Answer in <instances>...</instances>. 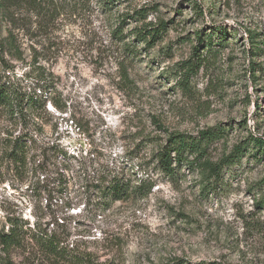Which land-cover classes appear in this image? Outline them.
<instances>
[{
    "label": "rangeland",
    "instance_id": "1",
    "mask_svg": "<svg viewBox=\"0 0 264 264\" xmlns=\"http://www.w3.org/2000/svg\"><path fill=\"white\" fill-rule=\"evenodd\" d=\"M191 1L0 0L10 79L48 82L30 125L0 109V222H63L65 249L52 258L26 234L12 264H264V146L249 136L264 139V0ZM142 26L158 30L150 47L128 36ZM205 129L206 157L232 161L217 178L174 162L167 174L168 134ZM26 132L20 169L4 150ZM38 162L63 163L65 183L40 181ZM100 170L127 183L123 198H99Z\"/></svg>",
    "mask_w": 264,
    "mask_h": 264
},
{
    "label": "trees",
    "instance_id": "2",
    "mask_svg": "<svg viewBox=\"0 0 264 264\" xmlns=\"http://www.w3.org/2000/svg\"><path fill=\"white\" fill-rule=\"evenodd\" d=\"M191 3L195 5L199 12L201 11L200 4L197 0H192ZM132 18V17H130ZM216 29L224 30L222 27H216ZM10 32L6 37L7 42L5 46H10L12 41L9 38ZM136 36L139 41L146 44L147 47H150L155 40L159 39L158 30L151 31V28L142 26L135 27L132 29V32L128 33V36ZM222 39H224L225 34H221ZM199 40H202L203 35L197 33ZM210 34H207V38L210 39ZM252 43L255 42V34H250ZM129 50L133 53L135 49V44H132ZM256 46V45H254ZM12 47V46H11ZM257 47V46H256ZM249 70L254 71L255 63L252 61ZM194 64L189 61H185L182 64V70H184V78H189V75L194 71ZM9 65L5 63L2 56H0V109L2 113L10 119H18L23 121L26 125H30V121L35 117V112L37 108L43 107L46 101V96H43V93L47 91V81L40 76H38L35 84L32 87H25L21 85L17 80H11L7 70ZM256 77L255 75L253 76ZM182 86H187V80L181 83ZM259 106H256L258 108ZM214 131L212 129L201 130L197 136H192L184 132H170L168 134L167 143L164 147L157 153L158 163L162 166V169L167 173L172 175L176 169L172 166L174 162L175 166L185 164L191 169H194L193 166L197 165L201 171V175L204 179H209L210 177L217 178L220 174V171L223 166L229 164L231 160L229 156L223 157L217 162L212 161L209 157H206V144L207 140L214 136ZM21 136V135H20ZM18 136L12 144L6 146L4 152L7 155V159L14 165H17L18 168H24L30 162V151L32 149V137L28 136L26 132L21 137ZM250 140L254 142L258 147L264 146V139L249 135ZM206 142V144H205ZM237 150H234L233 153H236ZM62 154V152H60ZM65 155V153H63ZM34 162V160L32 161ZM35 163V162H34ZM47 165V166H46ZM35 170L39 171L40 181L46 183L56 182L57 186H62L65 182L66 166L63 163H60L59 166L52 164L50 168L46 162H38L35 165ZM48 167V168H47ZM96 180V190L97 195L102 200H114L123 198L129 186L122 179L118 178L115 175L100 170L95 176ZM69 203L67 206H70ZM62 221V219H61ZM27 222H17L15 220L7 219L4 224L0 222V264H12L10 258V250L12 248L19 247L23 243V237L27 234L31 239H33L38 247L47 255L52 258H63L65 254V249L62 245V227L63 222L58 223L55 229H49L48 233H34L35 231L26 225ZM7 226V229H5ZM26 228V230L24 229ZM34 228V226L32 227ZM173 264H183L182 262H174ZM198 264H217L216 262L210 263H198Z\"/></svg>",
    "mask_w": 264,
    "mask_h": 264
}]
</instances>
